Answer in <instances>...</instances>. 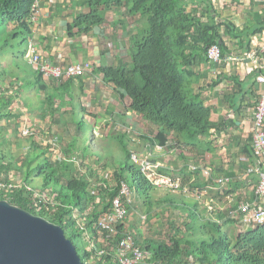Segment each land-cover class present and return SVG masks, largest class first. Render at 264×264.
Listing matches in <instances>:
<instances>
[{
    "label": "crops",
    "instance_id": "1",
    "mask_svg": "<svg viewBox=\"0 0 264 264\" xmlns=\"http://www.w3.org/2000/svg\"><path fill=\"white\" fill-rule=\"evenodd\" d=\"M93 1L34 0L27 21L30 32L25 35L18 31L12 33L15 24H4L0 19V66L7 58L15 67L9 73L11 79L3 76L8 75L5 69L0 70V85L7 83L3 90L12 96L10 109L14 115V130L8 127L7 131L21 135V127L27 124L35 131L36 144L47 145L48 149L55 144L56 153L52 152V156L58 159H65L66 147L68 149L74 144L73 161L70 162L75 174L84 177L90 188L105 180L107 185L115 184L111 174L123 163L124 149L129 154L136 152L141 159L158 163V171L179 182L180 186L176 189L153 186V189L167 192L160 200L161 205L173 200L168 192L180 191L184 195L183 200L179 198L178 201L175 197L172 202V210L177 213L174 216L178 219L180 214L182 223L189 220V210L200 220L209 218L224 224L229 218L227 210L241 202L264 206V196L257 195L255 191L258 175L254 170L250 171L258 166L260 159L249 140L254 107L264 92V82L257 80L259 75L264 76V50L261 49L264 45V0H185L188 11L201 8L202 24L219 25L223 48L227 52L225 56L221 54L220 62H213L200 47H196L189 53L193 55L194 63L186 68L183 66V90L188 97L203 101L210 110L209 133L187 136L194 139L192 143H179L172 132L164 131L161 124L133 111L129 98L104 81L99 68L128 67L135 42L150 32V26L141 13V7L131 9L128 0H121V4ZM205 1L211 5L208 10H205ZM33 6L39 8L34 19ZM92 10L102 19L92 21L90 18L87 21L84 15ZM225 24L230 25L229 29L233 28L237 36L225 34ZM261 24L262 32L252 33ZM191 34L199 35L196 31ZM1 37L20 39L18 43L24 45V50L11 54L7 47L9 41L3 42ZM24 38L26 41L21 43ZM29 44L38 48L43 60L59 64L63 69L81 62H90L91 69L79 77L49 79L29 62L26 56ZM21 60L25 64L24 70L20 67ZM79 119L89 120L94 136L113 140V144L108 143L110 151L104 147L97 154L80 150ZM218 125L220 129H217ZM57 126L61 129L69 126L70 131L76 134H58ZM158 132L167 134L163 143L156 136ZM97 176L98 181L94 179ZM13 178L23 182L19 174ZM24 184L45 196L46 202L52 201L50 186L39 190L30 183ZM149 193L150 190L147 196L151 197ZM133 194L138 205L151 206L145 203V196L141 198L135 192ZM138 197L140 203L137 202ZM186 199L194 202L185 203ZM91 207L93 203L88 202L83 213L87 215ZM74 210V215L80 212L79 209ZM132 214L121 224V229L134 228L130 226ZM80 219L83 221L85 217ZM230 225L234 228L229 229ZM241 228L248 229L235 220L224 224L229 235H235Z\"/></svg>",
    "mask_w": 264,
    "mask_h": 264
},
{
    "label": "trees",
    "instance_id": "2",
    "mask_svg": "<svg viewBox=\"0 0 264 264\" xmlns=\"http://www.w3.org/2000/svg\"><path fill=\"white\" fill-rule=\"evenodd\" d=\"M33 1L0 0V19L4 24L7 22L15 24L12 33L18 31L25 35L30 32L27 21ZM98 1L100 0H95ZM106 2L121 4V0H106ZM127 2L131 9L141 7V13L150 26V32L143 34L135 42L132 60L128 67H101L99 72L105 82L111 83L116 90L129 98V106L133 111L161 124L164 131L172 132L179 143H192L194 139L187 136L197 137L209 133L210 110L203 101L188 97L183 90L185 78L183 66L186 68L194 63L193 55L189 53L196 47H200L199 49L206 54L208 46L217 44L222 56H225L227 52L223 48L224 41L218 30L219 25L202 24L201 8H192L193 10L188 11L185 0H128ZM92 3L94 4V1ZM205 7V10L211 7L209 1H205ZM84 16L87 21L90 18L92 21L102 19L95 10ZM225 25V34L237 36L233 28L229 29L230 25ZM262 30L261 24L252 33ZM193 31L199 35L193 36L191 34ZM25 41L24 38L21 43ZM138 77L141 79V84L137 82ZM4 85L7 83L0 85V91H3ZM11 97L7 93L0 95V123L8 121L6 125H0L2 132L8 127H14V115L10 109ZM219 127L218 125L217 129H220ZM156 136L160 143L167 138L164 132H158ZM24 137L30 140L32 149H39V155H36L34 150H30L26 161L18 165L17 158L13 161L12 156L0 149V180H10V174L14 172L23 175V182L28 183L33 173H36L42 178V188L50 186L53 193L52 201L45 202V199H42L38 202L33 200L29 193L24 196L19 190L0 191V199H5L13 205L60 225L65 235L73 242L77 237L83 239L77 227L78 217H85L84 223L93 231V235H96L93 226L101 213L110 209L120 181H125L131 190L134 189L135 194L139 188H142L141 198L145 196V203L152 204L151 197L147 196V193L153 189V185L140 171L138 165L130 160V154L125 149L123 163L111 174L115 184L107 185L105 180L99 186L90 188L84 177L75 174L74 166L70 162L74 144L65 149V155L69 156L68 158L66 156L67 159L61 157L58 159L52 156L47 145L36 144V137ZM3 142L4 140L0 141V147ZM127 177L131 182L128 183ZM94 179L99 180L98 176ZM88 202L93 203L94 208L86 215L83 212ZM172 202L174 201L171 200ZM133 207L130 206L128 210L131 211ZM74 209H79L80 212L74 215L76 211ZM229 222L233 220L227 218L224 224ZM224 224L209 218L200 220L196 213L189 210V220L178 224L179 228L173 229L168 241L138 237L137 243L148 249L153 259L163 264H264V223L251 229L241 228V231L235 235H229L224 229ZM118 228L121 229L120 224ZM111 243L113 244L112 241ZM77 252L82 264H88L86 260L93 255V252L83 249L80 253L78 248Z\"/></svg>",
    "mask_w": 264,
    "mask_h": 264
},
{
    "label": "built area",
    "instance_id": "3",
    "mask_svg": "<svg viewBox=\"0 0 264 264\" xmlns=\"http://www.w3.org/2000/svg\"><path fill=\"white\" fill-rule=\"evenodd\" d=\"M32 11V18L34 19L39 12V8L33 6ZM261 49L264 50V45ZM252 53L253 55L255 54V52ZM26 56L29 62L37 67L43 76L53 80L79 77L88 69H91L92 66L90 62H81L69 65L63 69L59 64H51L43 60L38 48L33 44L28 45ZM206 57L209 61L220 62V47L217 44L208 46ZM257 80L264 82V76L259 75ZM5 93L6 90L0 91V95ZM253 115V130L249 140L252 149L260 159V163L258 166L251 168L250 171L254 170L258 175V182L255 188L257 195L264 196V92L257 99ZM20 130L22 136L35 137L34 129L27 124L23 125ZM161 148L158 147V149ZM49 152L51 154L52 152L56 153L55 144H51ZM130 158L138 165L140 171L144 173L153 186L173 189L180 186L179 182L158 171V163L141 159L136 152H132ZM15 190L22 191L24 196L29 193L31 198L38 200V202L45 199V196H42L40 192H37L30 185L24 184L19 179L13 178V176L8 181L0 180V191L14 192ZM129 203H131L130 187L125 181H120L118 192L111 201L110 209L101 213L93 226L96 229V235H93V231L86 226L84 220L77 218V227L80 232L83 231L84 233L82 237L86 242L85 249L93 252V255L86 260L88 264H98L100 261L102 264H163L161 261L153 259L149 250L137 243L138 236L133 229L118 228L119 224L121 225L129 219ZM127 205H129L128 208ZM93 208L94 206L89 208V212ZM227 216L241 223V227L251 229L264 223V206L252 205L250 202L244 201L235 208L228 209ZM137 219L145 223L148 220L147 213L139 214Z\"/></svg>",
    "mask_w": 264,
    "mask_h": 264
},
{
    "label": "rangeland",
    "instance_id": "4",
    "mask_svg": "<svg viewBox=\"0 0 264 264\" xmlns=\"http://www.w3.org/2000/svg\"><path fill=\"white\" fill-rule=\"evenodd\" d=\"M1 27V26H0ZM2 29H0L1 32ZM2 41H9L8 44V49L10 51V53L14 54V53H18L22 50H24V45H21L20 43H18L20 41V39L15 40L14 38H9V37H1ZM1 46H3V43L1 44ZM2 49H6L4 47H1ZM13 57H11L12 59ZM4 60H6V62H3V66H0V70L1 69H5V72L8 75H3L5 77V79H11L10 77L11 74H9L10 72H12V70L15 69V67L11 66L12 64L7 60V58H5ZM25 64H22V60L20 63V67L22 68V70L25 69ZM7 68V70H6ZM5 73V74H6ZM15 79V78H14ZM137 82L139 84H141V79L140 77L137 78ZM78 120V119H77ZM80 123H81V146H79L80 150L84 153H93V154H97L98 150H100L102 147L104 148H108V151H110V144H113V140L112 139H102L100 137L94 136L93 132H92V126L89 122V120H85L83 121L82 119H79ZM6 125V121H3L2 123H0V125ZM59 127V126H57ZM13 128V127H12ZM10 128V129H12ZM58 129V128H57ZM14 130V128H13ZM64 133V135H67L68 133H70L71 135H75V131L74 133H72L70 131V127L67 126L65 129H61L59 127V133ZM3 136V137H2ZM3 144L1 145L0 149H2L5 153H8L10 156H12V160L15 161V159L17 158V164L20 165V163L22 161H26L27 156H29V152L30 150H34L33 152H35V154L37 153V155H39L40 151L39 149H32L31 147V143L29 139H26V137H22V135H20L19 132L15 133V132H8L7 130H4L3 132L0 131V141H3ZM118 141V140H117ZM110 143V144H108ZM117 144V142H116ZM114 147V145H113ZM35 162H33L34 164ZM17 173H12L10 174V176H15L16 177ZM21 176V175H20ZM23 178V175L21 176V179ZM127 181L128 183L131 182V180L127 177ZM28 183H30L31 185L35 186L36 188H38L39 190H41V184H42V178L37 175L36 173L31 176V178L29 179ZM40 187V188H39ZM159 189H163V188H159ZM132 191L134 192V189H132ZM130 189V196L132 197L133 192ZM142 188H139V191L137 192L138 196H143V192H142ZM167 192L163 191V190H157V189H153L150 190L149 195L152 197L151 202V206H145L144 203L142 206L138 205L136 203V201H134L135 197L131 198L130 200H133V202L131 201V203H129L130 206H134L133 209L131 211H129V213L131 214L132 212L134 213V215L132 214L131 219H133V221H130V226L134 227L133 230L136 233V235L138 237H141V239H165L166 241H168V237L171 235V232H173V229H177L179 227L178 224H181V215L178 214L177 216L179 217L178 219L174 216V213H176V211H173L172 209L174 208V205L172 203L166 204V205H161L160 200L165 197V194ZM168 194H170L171 197H173V201L179 200V198H182V200L184 199V195H182L180 193V191H171V193L168 192ZM134 195V194H133ZM176 197V198H175ZM175 198V199H174ZM141 199L138 197L137 198V202L140 203ZM192 203L194 202L192 199H186L185 203ZM142 203V202H141ZM154 207V208H152ZM148 213L147 216H150V220H148L147 222H141L137 219V216H139V214L141 213ZM177 214V213H176ZM135 217V218H133ZM73 218H75V216H73ZM90 218V217H89ZM87 218V220L89 219ZM181 226V225H179ZM234 228L232 225H230L229 229ZM227 228V230H229ZM81 236L84 235L83 231H81ZM139 234V235H138ZM147 235V236H146ZM143 236V237H142ZM139 239V238H138ZM75 245L78 248L79 252L81 253L83 249H85L86 247V242L81 239L80 237H77L74 239Z\"/></svg>",
    "mask_w": 264,
    "mask_h": 264
},
{
    "label": "water",
    "instance_id": "5",
    "mask_svg": "<svg viewBox=\"0 0 264 264\" xmlns=\"http://www.w3.org/2000/svg\"><path fill=\"white\" fill-rule=\"evenodd\" d=\"M0 264H82L60 225L0 199Z\"/></svg>",
    "mask_w": 264,
    "mask_h": 264
}]
</instances>
